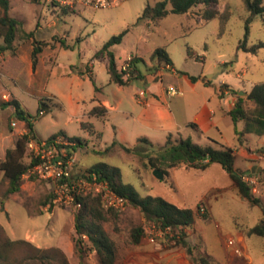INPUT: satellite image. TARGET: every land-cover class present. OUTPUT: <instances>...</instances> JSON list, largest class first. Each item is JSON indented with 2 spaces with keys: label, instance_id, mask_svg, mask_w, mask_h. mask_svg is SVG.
I'll use <instances>...</instances> for the list:
<instances>
[{
  "label": "rangeland",
  "instance_id": "rangeland-1",
  "mask_svg": "<svg viewBox=\"0 0 264 264\" xmlns=\"http://www.w3.org/2000/svg\"><path fill=\"white\" fill-rule=\"evenodd\" d=\"M158 1L124 0L103 9L77 4L73 9H66L53 5L50 0H10L9 15L22 21L23 26L16 34L12 50L0 53V137H6L16 128L12 123H17L18 129L22 126V121L12 117L10 109L3 106L15 99L28 114L38 139L47 140L63 132L84 141L71 156L76 174L104 163L117 168L122 181L130 184L141 197H160L183 208L199 206L206 218L198 216L192 228L183 230L193 257L207 254L215 264H264V236L247 234L253 227L264 226V177L261 171L250 170L251 165L264 170V137L248 135L240 144L236 132L242 131L243 123L232 122L226 114L230 105L222 104L216 92L221 88L220 82L237 96L249 94L253 86L264 83V47L256 54L239 48L245 39L247 48L264 43V20L249 14L241 0H213L187 14L168 12L156 23H136L144 8ZM206 10L218 14L205 20L202 15ZM126 29L121 43L113 46L112 52L118 59L126 55L140 58L136 65L140 77L120 87L109 83L106 58L95 55L111 37ZM23 32H33L34 40L52 43L55 48H44L35 68L31 63V39ZM60 39L71 48L60 47ZM158 48L168 54L173 71L150 59ZM188 50L192 57H188ZM199 76L202 80L211 79L214 86L197 82L192 88L187 77ZM162 87L174 88L183 94L168 97L162 92L161 99L150 97L152 109L149 114H141L143 107L137 99L143 100L144 96L141 93L138 97V94L150 89L160 95ZM204 100H209L215 110V126L202 136L185 126L192 122ZM42 103L49 109L39 116ZM99 105L108 110L105 120L89 114ZM174 122L181 131L170 133L173 143L191 135L197 145L228 147L236 152L234 170L244 173L243 179L250 184L259 205L251 206L239 198L236 188H229L233 182L219 164L205 170L172 169L159 180L139 156L128 155L118 146L110 148L114 142L132 148L138 145L139 138L145 137L157 149L165 144L169 134L166 130L175 128ZM82 123H91L95 132L82 129ZM138 149L150 153L152 148L139 144ZM30 157L33 153L28 149L24 157L26 164ZM213 186L218 189H210ZM6 188L0 172V198ZM87 196L96 197L92 193ZM54 198V184L31 170L23 177L20 191L10 195L0 210V243L6 238L27 240L40 249H60L67 264H81V261L99 264L95 252H88L83 260L74 255L73 218L78 210L54 204ZM102 209L106 220L101 226L114 244V264H193L186 248L176 242L177 232L152 236L153 226L159 225L139 210L127 206L122 211L109 213L103 206ZM137 228L143 230V235L136 245L131 236ZM151 237L154 243H150ZM228 237L240 244L243 258L227 251ZM25 250H16L11 255L12 263L16 259L19 264H43L25 260ZM48 253L54 254L55 260L45 264H64L59 254Z\"/></svg>",
  "mask_w": 264,
  "mask_h": 264
},
{
  "label": "trees",
  "instance_id": "trees-1",
  "mask_svg": "<svg viewBox=\"0 0 264 264\" xmlns=\"http://www.w3.org/2000/svg\"><path fill=\"white\" fill-rule=\"evenodd\" d=\"M36 1V0H34ZM245 10L251 14L260 16L264 20V1L263 0H241ZM213 0H159L154 5H147L142 15L137 19L136 23H156L167 16L168 12L176 15L187 14L191 9L198 5H209ZM54 5V4H53ZM169 6V10L167 9ZM10 0H0V36L3 38V45L0 47V53L10 51L13 48V42L18 31L22 30L23 23L20 20L13 19L9 15ZM218 12L204 11L202 18L210 20L214 18ZM127 29L117 36L111 37L102 48L96 53V58H106V71L110 84L117 86L127 85L133 78H139L140 74L137 71L136 65L141 60L137 57H132L130 66L132 67L131 78H125L117 68V58L112 52V47L121 43L122 38L127 33ZM248 26H246V38L248 35ZM24 36L31 39V63L35 68L38 55L44 48H52V43L36 41L33 38V32H23ZM60 47L71 48L66 45L64 41L59 40ZM264 47V43H258L250 48L246 46V39L240 43L239 48L245 52L256 54L259 48ZM188 57H192V53L188 50ZM150 59L157 62L158 65L171 67V60L163 48L155 49ZM191 82H195L197 78L189 77ZM228 88L222 85L221 89ZM232 95L235 96V102L227 113L233 123L241 121L243 129L241 132H236L237 141L242 144V138L245 135H253L256 137L264 136V83L252 87L249 94L250 99L237 96V93L229 89ZM248 104V106H247ZM3 106L13 110L11 116L17 120L25 122V133L18 137L15 146L12 149H7L3 160H0V172H2L3 179L7 183V188L3 196L0 198V210L4 209V204L10 195L16 194L20 191L22 179L27 175L33 167L37 164L34 157H30V162L26 164L24 157L27 154L28 143L31 141L40 142L41 140L35 135L32 124L29 121V116L21 107L19 102L15 99L3 103ZM48 106L41 104L40 112L46 113ZM90 116L105 120L108 116V110L105 106L99 105L92 108ZM194 126L193 124H191ZM82 129L89 133H94V128L91 123H82ZM62 138L68 142L66 147V157H71L75 150L84 145V141L78 137H69L63 132H59L49 137L46 142H51L54 139ZM139 144L146 145L151 149L149 152H143L138 149ZM216 144V143H215ZM118 146L124 153L128 155L139 156L145 160V166L151 171L159 170L164 176L168 175L169 170L175 168L185 169H199L205 170L212 164H219L223 170L229 175L230 179L235 185L237 194L240 199L247 202L251 206L259 205V201L251 191V186L243 179V172L234 170L235 153L231 148L220 147L214 148L211 146H201L195 144L191 138H180L177 142L171 141V136L168 135L164 145L157 149H153V144L146 138L138 139V145L135 147H127L123 144L114 142L110 148ZM109 150V149H108ZM88 174H95L100 182L108 184L112 192L119 197L125 199L128 206L139 210L141 214L150 221H153L161 228H171L172 231L177 232L178 239L176 242L185 247L188 255L192 258L193 264H215L211 257L207 254H198L193 257L192 249L185 241L186 228H192L198 216L206 218L205 213H200V207L195 209L180 208L171 204L160 197H141L130 185L122 181L119 170L115 167L104 163H99L85 171ZM264 177V170H261ZM251 174V173H250ZM82 207L75 213L73 218V226L75 236L72 239L74 247V255L83 260L86 258L88 252H95L99 264H114L115 262V248L113 242L105 234L101 222L105 221V213L102 209L101 201L98 196H84L80 198ZM108 212V211H107ZM113 210L109 211L112 213ZM248 235H255L257 237L264 236V226H256L248 230ZM143 235L141 228L132 231V241L134 244H139ZM84 237L86 240H84ZM20 248H27L24 251L25 260L41 261L43 264L55 260L54 254H49L52 251L59 254L66 263V258L58 248L40 249L32 245L27 240H11L6 238L0 243V264H19L16 259L12 263L11 255ZM81 264L82 261H81Z\"/></svg>",
  "mask_w": 264,
  "mask_h": 264
},
{
  "label": "built area",
  "instance_id": "built-area-1",
  "mask_svg": "<svg viewBox=\"0 0 264 264\" xmlns=\"http://www.w3.org/2000/svg\"><path fill=\"white\" fill-rule=\"evenodd\" d=\"M50 1L52 4L66 9H73L77 4L92 9H103L124 0ZM130 60L131 57L127 58L119 67V70L124 73L125 78L133 76L132 67L129 64ZM167 94L172 95L174 91H168ZM1 98L8 101L6 95H2ZM43 114L44 112H40L39 116ZM12 126H15V123H12ZM68 145V142L62 138L54 139L51 142H46L45 140H41L40 142L31 141L27 145L29 151L33 153V157L38 161L33 167L32 172L36 173L41 179L54 184L55 198L53 203L63 204L80 210L82 207L80 198L92 193L100 198L105 210L117 212L124 210L128 206L127 201L112 192L107 183L100 182L95 174H88L86 172L76 174L74 172L72 157H66V147ZM163 232L170 233L172 229L153 226L151 235ZM176 236H178L177 233ZM149 241L150 243H154L153 237ZM225 248L235 257H244L243 249L235 238L228 237L225 240Z\"/></svg>",
  "mask_w": 264,
  "mask_h": 264
},
{
  "label": "crops",
  "instance_id": "crops-1",
  "mask_svg": "<svg viewBox=\"0 0 264 264\" xmlns=\"http://www.w3.org/2000/svg\"><path fill=\"white\" fill-rule=\"evenodd\" d=\"M129 57L132 58V57H135V56L126 55V56H124L123 58H120V59H118L116 57L117 58V62H116L117 63V68L119 69V67L121 66V64L124 63L126 61V59L129 58ZM106 65H107V63H106ZM166 69H169V70H172L173 71V69L171 67H166ZM187 80L189 81V83L192 84L191 85L192 88H194V86H195V84L197 82H203V84H205L207 86H214V85L211 84V79L202 80V78L200 76L197 78V80L195 82H191L190 79H189V77H187ZM220 85L222 86V85H225V84L223 82H220ZM171 90L174 91V94H172V95L167 94L168 91H171ZM162 92L165 93V95L168 96V97H173L175 95H180L181 96L183 94L182 91H180V90L177 91L174 88H170V87H167V88L162 87V90L160 89V95L158 94L159 93L158 91L157 92H152L150 89H148L147 92H140L138 94V97H141V93H143V96H144L143 100L140 99V98L137 99V103L140 106L143 107V111H142L141 114H149V110L152 109V103H151L152 101H151V98L152 99L153 98H155V99H161ZM216 92H217V95H218V97L220 99V102L222 104H229L230 105L229 110L226 112V114H227L230 111V109L232 108V106H233L236 98H235L234 95L231 94V92L229 91V88L221 89L220 87H218L216 89ZM231 95H232V99L229 98ZM209 103H210L209 100H204V102H202V104L199 106V110L193 116L192 122L186 124L185 127H188V126L191 127L192 129H194L195 131H197V133L199 135H202V136H203V134H205L207 132L208 128H210L212 126L214 127L215 126V123H214L213 119H214V116H215V110H214L213 107H210ZM12 112H13V110L10 109V114H12ZM138 118H141V116H138ZM170 119H172V117ZM191 124H193L194 126H192ZM15 125H16V128H14L13 131L10 134H8L6 137H0V148H1L0 150H1V153H2V157L0 158V160H3L4 159L5 152H6L7 149L14 148L16 139L25 133V122L22 121V126H21L20 129H18L17 123H15ZM174 126H175V128L167 129L166 130V133H169L168 135H170L171 132H176L178 134L180 133L181 129H180L179 126L176 125L175 122H174ZM181 127H183V126H181ZM246 136H248V135H245L242 139H245ZM187 137L191 138L192 136L191 135H187L184 138H187ZM262 137H264V136H262ZM12 138H14L13 142H12ZM141 138H145V137H141ZM147 140L149 142H151L149 139H147ZM191 140H192V138H191ZM212 142L213 143H217L214 140H212ZM217 145H218V143H217ZM201 146H204V145H201ZM234 153H235V156H236L237 153L236 152H234ZM246 159H248V158L246 157ZM253 168L255 170L258 169V168L253 167L251 165L250 166V170H252ZM229 188H235L234 183H232V185L229 186ZM210 189L217 190L218 188L215 187V186H213ZM180 208H183V207H180Z\"/></svg>",
  "mask_w": 264,
  "mask_h": 264
},
{
  "label": "water",
  "instance_id": "water-1",
  "mask_svg": "<svg viewBox=\"0 0 264 264\" xmlns=\"http://www.w3.org/2000/svg\"><path fill=\"white\" fill-rule=\"evenodd\" d=\"M239 96H240V97H245V98H247V99H250V97H249L247 94H245V93H239ZM260 171H261V169L258 168V169H257V172H260ZM251 172L254 173V172H255V169L253 168V169L251 170ZM153 175L155 176L156 179H159V180H162V179L164 178V175H163L162 172L159 171V170H153Z\"/></svg>",
  "mask_w": 264,
  "mask_h": 264
}]
</instances>
